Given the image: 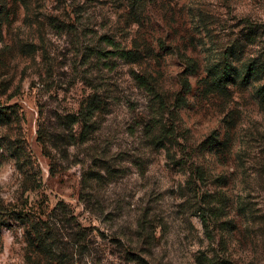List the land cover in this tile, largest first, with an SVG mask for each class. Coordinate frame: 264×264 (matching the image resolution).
<instances>
[{"label":"rangeland","instance_id":"obj_1","mask_svg":"<svg viewBox=\"0 0 264 264\" xmlns=\"http://www.w3.org/2000/svg\"><path fill=\"white\" fill-rule=\"evenodd\" d=\"M263 85L264 0H0V264H264Z\"/></svg>","mask_w":264,"mask_h":264},{"label":"trees","instance_id":"obj_2","mask_svg":"<svg viewBox=\"0 0 264 264\" xmlns=\"http://www.w3.org/2000/svg\"><path fill=\"white\" fill-rule=\"evenodd\" d=\"M119 55L124 58H129L132 55V52L130 50H124V49H118ZM259 94L261 97L262 102H264V85L259 89ZM205 220V219H204ZM206 222V221H205ZM29 260L25 264H41V263H34L35 261H31L30 257Z\"/></svg>","mask_w":264,"mask_h":264}]
</instances>
